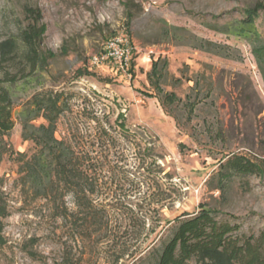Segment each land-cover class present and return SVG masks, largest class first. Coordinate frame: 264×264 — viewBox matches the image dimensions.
Listing matches in <instances>:
<instances>
[{"label":"rangeland","instance_id":"rangeland-1","mask_svg":"<svg viewBox=\"0 0 264 264\" xmlns=\"http://www.w3.org/2000/svg\"><path fill=\"white\" fill-rule=\"evenodd\" d=\"M259 1L0 0V42L34 23L44 60L32 69L22 51L0 57V86L16 102L15 126L1 141L8 216L0 264H153L170 224L199 210L246 234L264 230V175L229 177L221 168L234 154L264 157ZM122 33L134 46L130 67L90 66ZM48 89L66 92L71 108L58 138L89 155L98 214L87 231L56 219L52 203L19 180V154L35 147L17 112ZM64 201L74 207L72 195Z\"/></svg>","mask_w":264,"mask_h":264},{"label":"trees","instance_id":"trees-1","mask_svg":"<svg viewBox=\"0 0 264 264\" xmlns=\"http://www.w3.org/2000/svg\"><path fill=\"white\" fill-rule=\"evenodd\" d=\"M256 9H264L259 1ZM36 21L41 11L26 8ZM133 16L129 13L128 18ZM36 24H29L17 36L0 42L1 61L16 58L21 51L32 69L44 64L41 49V34ZM5 81L14 85L16 76ZM16 102L11 89L0 86V160L3 156L1 141L14 126ZM71 110L67 93L55 89L36 92L22 104L17 112L22 124V137L33 143L35 151L30 155L20 153L17 159L19 180L24 190H33L36 196L52 203L56 219H73L87 231L96 224V210L91 194L96 184L91 178L89 155L77 152L66 137L58 138L61 119ZM42 120V122H40ZM229 177L264 175V157L251 159L246 155H232L221 164ZM72 195L74 207L64 200ZM8 216V205L0 189V245L6 243L4 220ZM240 225L229 220L218 219L208 210H199L176 219L167 228V234L158 248L153 249V264H264V230L258 234H246Z\"/></svg>","mask_w":264,"mask_h":264},{"label":"built area","instance_id":"built-area-1","mask_svg":"<svg viewBox=\"0 0 264 264\" xmlns=\"http://www.w3.org/2000/svg\"><path fill=\"white\" fill-rule=\"evenodd\" d=\"M134 46L129 36L122 33L110 38L104 48L90 57V66L114 64L121 70H127L133 63Z\"/></svg>","mask_w":264,"mask_h":264}]
</instances>
